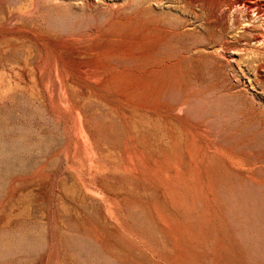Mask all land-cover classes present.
<instances>
[{"label":"rangeland","instance_id":"374dc122","mask_svg":"<svg viewBox=\"0 0 264 264\" xmlns=\"http://www.w3.org/2000/svg\"><path fill=\"white\" fill-rule=\"evenodd\" d=\"M248 2L0 0V264H264Z\"/></svg>","mask_w":264,"mask_h":264},{"label":"bare ground","instance_id":"6f19581e","mask_svg":"<svg viewBox=\"0 0 264 264\" xmlns=\"http://www.w3.org/2000/svg\"><path fill=\"white\" fill-rule=\"evenodd\" d=\"M258 1V0H257ZM256 2V1H255ZM224 6V5H223ZM222 6V7H223ZM240 6V5H239ZM238 6V7H239ZM223 9H225V7L223 8ZM238 9V8H237ZM242 9V8H241ZM246 10H247V13L248 14H250V13H252V12H257V13H261L262 15H264V7L263 6H259V5H256V4H253V3H251V2H248L247 4H246V8H245ZM240 10V9H239ZM243 10V9H242ZM245 10V11H246ZM245 11H243V12H245ZM245 14V13H244ZM254 14V13H253ZM234 16V15H233ZM250 16V15H249ZM258 17V16H257ZM264 17V16H263ZM247 18V17H246ZM246 18H245V20H246ZM254 18V17H253ZM216 19V18H215ZM256 19V18H255ZM217 20V19H216ZM242 20V19H241ZM260 20V19H259ZM254 21H256V20H254ZM260 21H262V20H260ZM259 21V22H260ZM248 22H250V21H248ZM235 24V23H234ZM241 24V23H240ZM246 24H248V23H246ZM251 24H252V22H251ZM264 24V23H263ZM250 25V24H249ZM260 25V24H259ZM247 25H245V27L244 28H247L246 27ZM251 26V25H250ZM252 26H253V24H252ZM255 26V25H254ZM257 26V25H256ZM260 26H264V25H260ZM253 28V27H252ZM252 28H249V29H252ZM256 28H258V27H256ZM264 28V27H263ZM254 29V28H253ZM259 29H261V28H259ZM247 31V30H246ZM249 31V30H248ZM240 32V31H239ZM242 32V31H241ZM243 32H245V31H243ZM258 32V31H257ZM249 33V32H248ZM252 34H254L253 32H251ZM251 34V35H252ZM241 35V34H240ZM257 36L255 37V40H254V42L256 41V42H264V32H259L258 34H256ZM246 36V35H245ZM254 36V35H253ZM254 39V38H253ZM242 41V40H241ZM249 43V42H248ZM253 44H256V43H253ZM226 45H228V44H226ZM252 46V45H251ZM254 46V45H253ZM261 46V45H260ZM259 46V47H260ZM223 47H224V44H223ZM222 47V48H223ZM249 47V46H248ZM262 48H263V46H261ZM230 48V47H229ZM251 48H253L252 50L254 51V47H251ZM226 49H227V47H226ZM250 49V48H249ZM256 49V48H255ZM260 49V48H259ZM230 50V49H229ZM251 50V49H250ZM262 50V49H261ZM224 51V50H223ZM234 51V50H233ZM232 51V52H233ZM259 52V51H258ZM234 53H235V51H234ZM259 54V53H258ZM257 54V55H258ZM252 55H253V53H252ZM261 56V55H260ZM259 56V57H260ZM263 56V55H262ZM255 58L257 57V56H254ZM233 59V58H232ZM250 59V58H249ZM252 59H253V57H252ZM257 60V59H256ZM255 61V60H254ZM250 62V61H249ZM264 62V61H263ZM253 63V62H252ZM256 63V62H255ZM259 63V62H258ZM261 64V63H260ZM259 64V65H260ZM264 64V63H263ZM254 65V64H253ZM257 65V64H256ZM259 65H258V67H259ZM257 67V66H256ZM262 67H263V65H262ZM254 69H256V68H254ZM257 69H259V68H257Z\"/></svg>","mask_w":264,"mask_h":264}]
</instances>
